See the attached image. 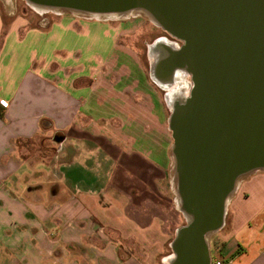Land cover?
<instances>
[{"label":"crops","instance_id":"1","mask_svg":"<svg viewBox=\"0 0 264 264\" xmlns=\"http://www.w3.org/2000/svg\"><path fill=\"white\" fill-rule=\"evenodd\" d=\"M92 23L12 20L4 29L0 18V264H148L140 253L169 247L182 220L172 205L165 218L154 207L167 197L156 187L166 164L160 100L115 39L103 54L81 51V36L100 29ZM117 158L135 182L111 181ZM47 168L70 197L30 186ZM228 213L214 255L264 264V173L239 185Z\"/></svg>","mask_w":264,"mask_h":264},{"label":"water","instance_id":"2","mask_svg":"<svg viewBox=\"0 0 264 264\" xmlns=\"http://www.w3.org/2000/svg\"><path fill=\"white\" fill-rule=\"evenodd\" d=\"M23 1L40 14L141 16L167 35L149 45L150 77L169 108L170 190L183 223L163 262L209 264L239 185L264 173V0Z\"/></svg>","mask_w":264,"mask_h":264},{"label":"rangeland","instance_id":"3","mask_svg":"<svg viewBox=\"0 0 264 264\" xmlns=\"http://www.w3.org/2000/svg\"><path fill=\"white\" fill-rule=\"evenodd\" d=\"M73 18L75 20L79 21H85V22H93L96 27H99V31H87V33L83 34L80 38V46L82 52H90L91 55L95 54H103L105 50L107 51V47L110 46L112 41L117 42L119 45H124L127 47V49L132 53L135 54L139 59V64L141 66V69L145 73V77L148 81V83L151 85V87L154 89L155 93L157 94L160 105L162 109V121H163V138L166 136V143L165 145V152H166V164L163 167L162 171V178L158 182L157 189L161 190L167 197L166 199L162 197V199L155 201V206L158 208V210H161L162 216L164 218L168 215L166 206H173L172 201V193L170 190V178L168 173V168L170 164V158H169V147L172 144V137L171 132L168 129L167 126V117L169 114V108L167 107L164 95L165 91L158 87V85L151 79L150 77V64H151V58H149V45L157 38L163 37L167 35L162 32L159 28L154 26L151 22L146 20L145 18L141 16L137 17H130L128 19L123 20H107V21H97V20H89V19H82V18H75L71 15H57L53 13H44L40 14L33 9H31L23 0H0V18L1 22L3 23V28L5 29V26L8 22L12 20H23L28 25H36V26H45L49 23L53 22L54 20L58 18ZM114 28V31L111 29ZM168 38V37H167ZM165 139V140H166ZM123 159H114V168L112 170L111 175V181L114 182V184H117L119 186H123L125 183V180H129L130 182H135L133 177H126L123 173V166H122ZM149 166V165H147ZM148 168V167H147ZM133 172V170H131ZM262 173V172H258ZM256 174V173H255ZM253 176V175H252ZM124 179V181H123ZM26 184H30V186H41V183H48L49 186V196L51 199H57V198H68L70 197V193L67 192L66 196L63 195L62 191L59 190L58 182L56 180V177L50 172L49 168L45 170V172L40 174H35L34 178L32 180H29L26 183L25 180L23 181ZM150 189L149 184H145L144 190L141 191L143 199L140 200L145 206H148L147 210H149L150 207V200L152 199L150 194L147 192ZM122 192V191H121ZM41 191L38 189L33 190V194L36 196L41 195ZM116 193H119L116 191ZM18 196L20 194H17ZM45 197V194L43 195ZM155 196V195H154ZM134 202V201H133ZM136 202V201H135ZM230 203V202H229ZM229 206V204H228ZM227 206V207H228ZM156 211V210H155ZM157 212V211H156ZM154 212V213H156ZM227 212V211H226ZM181 216V215H180ZM162 219L159 216L156 217L154 223L157 227L159 225L164 229V226L166 225V219ZM182 218V217H181ZM229 221V213L226 215V218L224 219V225L225 222L228 223ZM147 223V222H146ZM183 219L180 221L178 226L182 225ZM148 224H145L147 226ZM153 225V224H152ZM175 224L171 225L170 229L173 230ZM223 227L219 230L217 234H215L210 241V248H211V255L214 256V248L218 247L220 244L219 234L224 230ZM177 226V227H178ZM226 226V225H225ZM176 227V228H177ZM175 228V229H176ZM147 249L146 253L144 254L140 253L139 258L146 259L148 264H166L163 262V258L167 256L170 252L169 247H165L161 252L159 251L157 254H155L154 250Z\"/></svg>","mask_w":264,"mask_h":264},{"label":"built area","instance_id":"4","mask_svg":"<svg viewBox=\"0 0 264 264\" xmlns=\"http://www.w3.org/2000/svg\"><path fill=\"white\" fill-rule=\"evenodd\" d=\"M209 264H226L224 260L219 256H212L210 255V262Z\"/></svg>","mask_w":264,"mask_h":264},{"label":"bare ground","instance_id":"5","mask_svg":"<svg viewBox=\"0 0 264 264\" xmlns=\"http://www.w3.org/2000/svg\"><path fill=\"white\" fill-rule=\"evenodd\" d=\"M150 53H151V52H150ZM151 54H152L153 56H155L156 53H151ZM172 90H173V89H171L169 93H172Z\"/></svg>","mask_w":264,"mask_h":264},{"label":"flooded vegetation","instance_id":"6","mask_svg":"<svg viewBox=\"0 0 264 264\" xmlns=\"http://www.w3.org/2000/svg\"><path fill=\"white\" fill-rule=\"evenodd\" d=\"M211 241V240H210Z\"/></svg>","mask_w":264,"mask_h":264}]
</instances>
